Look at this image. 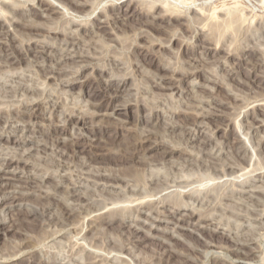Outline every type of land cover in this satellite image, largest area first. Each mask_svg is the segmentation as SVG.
Listing matches in <instances>:
<instances>
[{"label": "rangeland", "instance_id": "rangeland-1", "mask_svg": "<svg viewBox=\"0 0 264 264\" xmlns=\"http://www.w3.org/2000/svg\"><path fill=\"white\" fill-rule=\"evenodd\" d=\"M4 1L10 8L0 5V19L10 18L5 20L8 32L0 33V109L26 114L11 112L0 124V135L16 131L12 141L1 138L0 170L8 159L17 161L0 179V218L6 219L0 225V264H264V105L256 106L264 98V14L245 7L241 18L235 14L215 21L206 9L222 0H196L191 6L184 0H77L85 4L81 12L87 15H82L70 8V0H49L61 16L44 11L37 0ZM152 1L155 7L147 12ZM165 3L179 7L183 17L175 20L161 11L165 19L159 20L156 6ZM106 11L112 12L109 23ZM29 22L42 26L39 34L27 30ZM55 26V31L61 27L59 33L47 32ZM229 48L239 53L228 55ZM14 49L22 60L7 57ZM102 65L107 72L101 74L96 68ZM171 68L191 74L182 72L177 87L155 86L171 87L163 79ZM101 77L112 78L113 89L123 78L120 95L104 91L96 81ZM112 107L119 110L112 112ZM236 117L241 127L235 126ZM56 138L65 145L56 147ZM100 139L101 148L90 146ZM161 139L164 146L150 149ZM171 145L183 153L165 156ZM245 167L252 171L236 177ZM155 188L161 192L149 196ZM21 190L31 201L17 207L12 199ZM46 193L52 197L39 196ZM137 193L138 202H144L129 204ZM104 205L107 213L97 220ZM110 206L118 211L107 210ZM32 209L38 212L34 217ZM65 209L73 211V218L64 219ZM83 213L87 217L80 232ZM19 248L25 249L4 258Z\"/></svg>", "mask_w": 264, "mask_h": 264}, {"label": "bare ground", "instance_id": "bare-ground-1", "mask_svg": "<svg viewBox=\"0 0 264 264\" xmlns=\"http://www.w3.org/2000/svg\"><path fill=\"white\" fill-rule=\"evenodd\" d=\"M28 1H35V0H24L23 2H28ZM57 1H59V0H57ZM63 1V0H62ZM174 1V0H173ZM234 0H222V2H219V3H215V4H212V5H210L206 10H207V12H209L208 14L211 16V18H214L215 19V21H217L216 19H219V16H222L223 18H221L222 19V21H224V20H226L227 18H229V17H231V16H233V15H235V14H238L239 16V18H241V17H243V16H241V15H243V14H245V12L247 13V10L245 9V7H252V10L254 9V10H256L255 12H257L258 13V15H263L264 14V0H235V3H232ZM9 2V1H8ZM8 2H6V1H4V0H2L1 2H0V5H2V6H4V7H6V8H10L9 6V3ZM11 2V1H10ZM18 2H20V1H18ZM37 2H38V5L40 6V8H44V11H47V12H50V13H59L61 16H64L63 15V13L62 12H60L58 9H59V6H57V5H55V4H53L52 2H50L49 0H37ZM175 2H178L177 0L175 1ZM184 2H186V4L188 5V6H191V5H193V4H196L195 2H196V0H184ZM206 2V1H205ZM11 3H13L14 5L16 4V1H12ZM10 3V4H11ZM144 3V2H143ZM155 3L156 2H154V1H152L151 3H148V11L147 12H150L152 9H154V5H155ZM170 3V2H169ZM68 4H69V6H70V8H73V7H75V10L77 11V12H79L80 14H82V15H87V13H82L81 12V9H82V7L85 5V4H79L78 2H77V0H70V1H68ZM168 4V3H167ZM176 4H178V3H176ZM182 4V3H181ZM227 4H229L228 6H225V5H227ZM93 5V4H92ZM161 5V4H160ZM160 5H158V6H156L157 7V9H160L159 11L160 12H158V14H160L157 18L159 19V20H164L165 18L163 17V16H165L161 11H165V12H169V14H174V16H173V19H175V20H178L179 18H181V17H183V16H181V13H182V10L179 8V7H171V6H168V5H166V3H165V5H163V7H160ZM162 6V5H161ZM179 6H180V3H179ZM113 7H114V5L113 4H109V8H111V9H113ZM160 7V8H159ZM244 7V8H243ZM164 8V9H163ZM192 8H194V7H192ZM18 9H20V8H18ZM201 9H202V7H201ZM83 10V9H82ZM185 10V9H184ZM203 11H205V10H203ZM12 12H16V11H12ZM196 12V11H195ZM202 12V11H201ZM16 13H18V12H16ZM112 13V12H111ZM111 13H109V14H111ZM205 13V12H204ZM249 13H251V12H249ZM21 14V13H20ZM89 14V13H88ZM108 14V11H106V13L104 14V16L106 17V23H109V19H112L110 16L111 15H109ZM193 14V13H192ZM202 14H203V12H202ZM13 15V14H12ZM113 15H114V13H113ZM205 15V14H204ZM252 15H255V14H252ZM5 17H4V21H1V19H0V33L2 34V33H6V32H8L7 31V25L5 24V20H7V19H9L10 17V15H4ZM152 17H155L153 14L151 15ZM210 16H208V18L210 17ZM246 18V17H245ZM172 19V18H171ZM231 19V18H230ZM240 20L241 19H239V22H240ZM17 21V20H16ZM70 21V20H69ZM68 21V22H69ZM113 21V20H112ZM115 21V20H114ZM228 21V20H227ZM231 21V20H230ZM232 21H235V19L234 20H232ZM4 22V23H3ZM67 22V23H68ZM75 22V21H74ZM136 22V21H135ZM36 23V22H35ZM114 23V22H113ZM229 23V22H228ZM236 23V22H235ZM34 24V23H33ZM30 24V22H29V25H27V30H32V32L33 33H35V34H39V28H41L39 25H38V23H36V24ZM150 24V23H149ZM78 25H80L79 23H78ZM147 25H148V23H147ZM153 25V24H152ZM157 24H155V26H153L154 28H160L159 26H156ZM87 26V25H86ZM91 26H93V25H91ZM97 26V25H96ZM95 26V27H96ZM143 27V26H142ZM261 27V26H260ZM66 28V27H65ZM169 28V27H168ZM6 29V30H5ZM43 29V28H42ZM57 29V26H55V27H53V28H47L46 30H47V32L48 33H50V34H57V33H59V30H61V27L59 28V30L58 31H55ZM85 29H87V28H85ZM103 29V28H102ZM54 30V31H53ZM170 30V29H169ZM174 30V29H173ZM172 30V31H173ZM14 31V30H13ZM70 31V30H69ZM264 31V30H263ZM225 32V31H224ZM32 33V34H33ZM63 33H65V32H63ZM172 33V32H171ZM7 34H9V33H7ZM115 34V33H114ZM222 34V33H221ZM71 35V34H70ZM173 35H175V33L173 34ZM3 36V35H2ZM64 36H65V34H64ZM6 37V36H5ZM141 37H145V35H143V36H141ZM173 37V36H172ZM191 37V36H190ZM11 38H13V37H11ZM30 39H32V37L31 38H29V40ZM176 39H178V37L176 38ZM15 42V41H14ZM68 42V41H67ZM70 43V42H69ZM150 43V42H149ZM152 43H153V41H152ZM155 43V42H154ZM71 45H72V43H70ZM75 44V43H74ZM78 44V43H77ZM222 43H220V45H221ZM263 44V43H262ZM11 45V44H10ZM13 45V44H12ZM42 45V44H41ZM66 45V44H65ZM35 46H36V44H35ZM34 46V47H35ZM45 46V45H44ZM188 46V45H187ZM8 47V46H7ZM6 47V48H7ZM16 47V46H15ZM28 47V46H27ZM45 47H47V46H45ZM52 47V46H51ZM194 47V46H193ZM215 48H217L218 47V41H216V43H215V46H214ZM9 48V47H8ZM32 48V47H31ZM31 48H28V49H31ZM36 48V47H35ZM34 48V49H35ZM38 48V47H37ZM37 48H36V50H37ZM42 48V47H41ZM141 48V47H140ZM208 48V47H207ZM227 48V47H226ZM262 48V47H261ZM264 48V47H263ZM39 49H40V47H39ZM214 49V48H213ZM230 49V48H229ZM233 49V48H232ZM243 49V48H242ZM254 49V48H253ZM16 50H17V48H16ZM43 49H41V52H43L42 51ZM235 49H233V51H234ZM255 50H257V49H255ZM9 51H11V49L9 50ZM9 51H8V58L10 59V60H12V61H20V60H22L23 58L19 55V53L17 54V51H15V49L14 50H12V52L9 54ZM26 51H27V48H26ZM38 52H39V50H37ZM233 51H231V49H230V51H228L227 52V54L228 55H230L231 54V52H233ZM238 51V50H237ZM249 51V50H248ZM253 51V50H252ZM263 51V50H262ZM35 52V51H34ZM37 52V53H38ZM214 52H215V50H214ZM213 52V53H214ZM225 52V51H224ZM254 52V51H253ZM264 52V51H263ZM36 53V52H35ZM37 53H36V55H37ZM45 53V52H44ZM233 53H239V52H233ZM241 53V52H240ZM25 54H27V53H25ZM39 54V53H38ZM212 54V53H211ZM250 54V53H249ZM6 55V54H5ZM35 55V56H36ZM77 55H79V54H77ZM86 55V54H85ZM185 55V54H184ZM210 55V54H209ZM227 55V56H228ZM232 55V54H231ZM237 55V54H236ZM245 55V54H244ZM42 56V55H41ZM40 56V57H41ZM44 56V55H43ZM69 56H74V55H69ZM68 56V57H69ZM83 56V55H82ZM87 56V55H86ZM226 56V55H225ZM84 57V56H83ZM87 57H89V56H87ZM239 57H241V56H238V58ZM85 58V57H84ZM243 58V57H242ZM94 59V58H93ZM61 60V59H60ZM63 60V59H62ZM92 60V59H91ZM118 60V59H117ZM246 60V59H245ZM57 61V60H56ZM66 61V60H65ZM68 61V60H67ZM113 61H114V59H113ZM112 61V62H113ZM166 61V60H165ZM54 62V61H53ZM111 62V63H112ZM115 62V61H114ZM13 63V62H12ZM59 63V62H58ZM57 63V64H58ZM63 63V62H62ZM188 63V62H187ZM49 64V63H48ZM51 65V64H50ZM64 65V64H63ZM176 64H174L173 66H175ZM189 65H191L190 63H189ZM198 65V64H197ZM196 65V66H197ZM38 67H52V65L51 66H43V65H37ZM57 66H59V65H57ZM85 66V65H84ZM103 66V65H102ZM159 66L161 67V68H164V64L163 63H159ZM167 66V65H166ZM172 66V67H173ZM195 65H194V67H196ZM54 67V66H53ZM56 67V66H55ZM54 67V68H55ZM63 67V66H62ZM105 66H103V67H101V68H96V69H99L100 70V73L102 74V72H107L106 71V69L104 68ZM176 67V66H175ZM178 67H179V65H178ZM59 68V67H58ZM57 68V69H58ZM61 69V68H60ZM172 69V68H171ZM40 70V69H39ZM42 70V69H41ZM54 70H56V69H54ZM52 68H47V71H48V73L51 75H53L54 73H55V71H54ZM181 70V69H180ZM180 70H178V68L176 69V68H174V69H172V70H170L171 71V73H170V76H167L166 78H163V79H165L166 81H168L169 82V84L171 83L172 85H171V87H163V85L162 84H158V83H156L155 84V86H157V87H160V88H165V89H171V88H174V87H177V86H175V83L174 82H176V81H179V80H181L182 78L180 77L181 75H182V72H184L183 71V69H182V71H180ZM191 70V69H190ZM57 71H59V70H57ZM63 71V70H62ZM124 71V70H123ZM186 71V70H185ZM188 72H190L189 70H187ZM42 72V71H41ZM188 72H184L185 74L186 73H188ZM45 73V72H44ZM48 73H47V75H48ZM100 73H99V75H100ZM108 73H110V72H108ZM183 73V74H184ZM126 74V73H125ZM177 74H180V75H178L177 76ZM190 74H191V72H190ZM113 75V74H112ZM124 75V74H123ZM43 76H45V75H43ZM58 76V75H57ZM102 76V75H101ZM184 75H182V77H183ZM189 76V75H188ZM55 77H56V75H55ZM60 77V76H59ZM96 77V76H95ZM99 77V76H98ZM43 78V77H42ZM115 78V77H114ZM58 79V78H57ZM117 79V78H116ZM184 80V79H183ZM98 83L97 84H100L102 87H103V89H104V91L105 90H113V93H111V94H113L114 96H118V95H120L119 93L120 92H122L121 91V87L122 86H124L125 85V83H126V81L122 78L121 80H120V82L118 83V85L116 86V88H114L113 89V79L112 78H110V79H103V77H101L100 79H98V80H96ZM95 81V82H96ZM164 81V80H163ZM41 82V81H40ZM46 82V81H45ZM155 82H157V81H155ZM180 82V81H179ZM96 85V84H95ZM180 85V84H179ZM115 87V86H114ZM123 88V87H122ZM179 88H180V86H179ZM179 88H177V89H179ZM14 89V88H13ZM26 89V88H25ZM43 89H45V88H43ZM125 89V88H124ZM29 90V89H28ZM34 90V89H33ZM21 91V90H20ZM27 91V90H26ZM31 91V90H30ZM29 91V92H30ZM36 91V90H35ZM44 91V90H43ZM102 91V90H101ZM25 92V91H24ZM41 93H42V91H40ZM107 92V91H106ZM33 93V95H34V92H32ZM106 94V93H105ZM108 94V93H107ZM30 95H32V94H30ZM40 95V94H39ZM35 96V95H34ZM38 96V95H37ZM111 97H112V95H110ZM109 96V97H110ZM32 98H33V96H32ZM32 98H30V100L29 101H31V100H33ZM256 101H257V99H255ZM260 101H262L261 103H258L256 106H259V105H261V106H263L264 105V98L262 99V97H261V99H259ZM32 102V101H31ZM248 102V101H247ZM254 102V101H253ZM259 102V101H258ZM46 103V102H45ZM252 104V103H251ZM255 104V103H254ZM55 105V104H54ZM244 105V104H243ZM28 106V105H27ZM189 106V105H188ZM191 106V105H190ZM249 106V105H248ZM123 107L124 108H126L125 107V105H123ZM247 107V106H246ZM246 107H244V108H246ZM31 108V107H30ZM82 108V107H81ZM152 108V107H151ZM259 108V107H258ZM29 109V108H28ZM179 109V108H178ZM81 110V109H80ZM111 110H112V112L114 111H116V110H119L118 108H114V107H112L111 108ZM202 110V109H201ZM240 110H242V109H240ZM71 111V110H70ZM82 111V110H81ZM11 112H13V114H26L22 109H18V108H15V109H13V110H6V109H0V124H1V122H2V120H3V118L4 119H6L7 118V116L9 117V116H11ZM72 112H75V111H72ZM72 112H70V114L68 115V116H70L69 118L71 119L72 118ZM78 112V111H77ZM83 112V111H82ZM177 112H179V111H177ZM176 112V113H177ZM182 112V111H181ZM185 112V111H184ZM241 112L242 111H240V112H238L239 114H238V116L237 117H239L240 116V114H241ZM152 113V112H151ZM153 113H154V111H153ZM156 113V112H155ZM190 113V112H189ZM246 113V112H245ZM191 114V113H190ZM196 116H197V114L198 113H194ZM213 114V113H212ZM218 114V113H217ZM220 114V113H219ZM249 114V113H248ZM15 115H13V117H15ZM16 115V116H17ZM105 115H112L111 113H108V112H106L105 113ZM153 115V114H152ZM178 115V114H177ZM200 115V114H199ZM245 115V114H244ZM21 116V115H20ZM30 116V115H29ZM204 116H207L206 115V113H205V115H203V117ZM64 117H66V116H64ZM149 117H152V116H149ZM156 117H157V115H156ZM176 117V116H175ZM191 117V116H190ZM202 117V116H201ZM237 117L236 118H234V123H235V126L237 127H241V124L239 123V122H237ZM16 118V117H15ZM14 118V119H15ZM18 118V117H17ZM16 118V119H17ZM66 118H68V117H66ZM159 118V117H158ZM199 118V117H198ZM8 119V118H7ZM49 119V118H48ZM18 120V119H17ZM102 120V119H101ZM157 120V119H156ZM201 120V119H200ZM229 120H231V119H229ZM258 120V119H257ZM14 121H16V120H14ZM18 121H21V120H18ZM63 121H64V119H63ZM65 121H67V119H65ZM64 121V122H65ZM149 121V120H148ZM196 121V120H195ZM233 121V120H232ZM4 122V121H3ZM17 122V121H16ZM68 122V121H67ZM106 122V121H105ZM151 122V121H150ZM7 123V122H6ZM200 123V122H199ZM199 123H197V125H199ZM230 123H231V121H230ZM172 124V123H171ZM201 124H202V122H201ZM11 125V124H10ZM9 125V126H10ZM195 125H196V123H195ZM2 126V125H1ZM0 126V127H1ZM8 126V127H9ZM188 127V126H187ZM31 128V127H30ZM119 128V127H118ZM11 129V128H10ZM24 129V128H23ZM22 129V130H23ZM190 130H191V128H190ZM5 131V130H4ZM16 131L13 129L12 130V132H8V130H6L4 133H2L3 135H0V141H1V138L4 136H6L7 138V141H12L11 139H9V138H12V137H14L15 135H14V133H15ZM19 132V131H18ZM56 132H58V130L57 129H52L51 131H50V133H56ZM97 132V131H96ZM95 132V133H96ZM12 133V134H11ZM149 133V132H148ZM152 133V132H151ZM189 133V132H188ZM144 134H146V133H143V134H141V137H143L144 139H145V137L143 136ZM155 134V133H154ZM45 135H47V134H45ZM50 136V135H49ZM3 137V138H4ZM124 137H125V135H124ZM140 137V138H141ZM52 138V137H51ZM121 138V137H120ZM125 138H127V137H125ZM132 138V137H131ZM135 138V137H134ZM147 138V137H146ZM57 140H55L56 141V147H57V145H59V146H64L65 144H64V142H63V140H61V138H60V140H59V138H56ZM96 139H98V138H96ZM111 139V138H110ZM137 139V138H136ZM143 139V140H144ZM148 139H150V138H148ZM179 139V138H178ZM20 140H22V139H20ZM20 140H16L15 141V144H17L18 143V145L20 144L21 145V143H23L24 141H20ZM54 140V139H53ZM122 140V139H121ZM157 140H159V139H157ZM93 141V140H92ZM96 141V140H95ZM124 141H125V139H124ZM140 141H142V139L140 140ZM162 141V139L160 140V141H153L152 143V145L150 146V149H153V148H156V149H159L160 147H162V146H164L165 145V143H163V141ZM54 142V141H53ZM134 142V141H133ZM132 142V143H133ZM136 142V141H135ZM105 143V142H104ZM124 143V142H123ZM55 144V143H54ZM136 144H137V142H136ZM239 144V143H238ZM73 145V144H72ZM107 145V144H106ZM126 145V144H125ZM128 145H129V143H128ZM131 145V144H130ZM134 145H135V143H134ZM90 146H92V147H100L101 148V139H100V141L98 140L97 141V143H94V141H93V143L91 142L90 143ZM112 146V145H111ZM118 146V145H117ZM167 146V145H166ZM172 146V145H171ZM174 146V145H173ZM169 147V149L167 148L166 150H164V153H165V156H173L175 153H177V152H181V153H183V151H182V149H178V146H177V148L176 147ZM105 147V146H104ZM103 147V148H104ZM127 147V146H126ZM131 147H133V146H131ZM59 148H61V147H59ZM128 148V147H127ZM126 148V149H127ZM241 149L243 148V147H240ZM240 148H238L239 150H240ZM44 149H45V146H44ZM57 149V148H56ZM62 149H64L63 147H62ZM123 149V148H122ZM132 149V148H131ZM184 149V148H183ZM237 149V150H238ZM245 149V148H244ZM124 150V149H123ZM238 150V151H239ZM135 151V150H134ZM105 153V152H104ZM110 153V152H109ZM127 153V152H126ZM56 154H57V152H56ZM62 154V153H61ZM65 154V153H64ZM122 154V153H121ZM237 154H238V152H237ZM241 155H243V154H240V157H241ZM60 156H62V155H60ZM65 156H66V154H65ZM126 156V155H125ZM244 156H245V154H244ZM138 157V156H137ZM243 157V156H242ZM12 158V157H11ZM15 158H17V157H15ZM14 158V159H15ZM65 158V157H64ZM18 159V158H17ZM241 159H243V158H241ZM244 159H245V157H244ZM16 160V159H15ZM13 161V158L12 159H8L5 163H1V166H4V169L3 170H0L1 172H0V179H6L7 177H6V168H8V166L9 165H12L13 163H15V162H17V161ZM161 160V159H160ZM188 160V159H187ZM139 161V160H138ZM155 161V160H154ZM246 162V161H245ZM165 163V162H164ZM64 164V163H63ZM62 164V165H63ZM214 164V163H213ZM67 165V164H66ZM64 166V165H63ZM228 168H229V166H228ZM231 169V168H230ZM255 169V168H254ZM258 169V168H257ZM231 170H233V169H231ZM238 170V169H237ZM243 170H245L244 172H243ZM256 170V169H255ZM235 172H236V170H234ZM234 171H233V173H234ZM239 171H241V170H239ZM252 171V169H246V167L245 168H242V172L243 173H241L239 176H236V177H241V176H243V175H246V174H249V172H251ZM103 174H105L106 175V173H103ZM96 175V174H95ZM225 175V174H224ZM50 176V175H49ZM52 176V175H51ZM97 176V175H96ZM102 176V175H101ZM150 176V175H149ZM230 176V175H229ZM259 176H261V175H259ZM27 177V176H26ZM35 177V176H34ZM33 177V178H34ZM98 177H99V174H98ZM97 177V178H98ZM107 177H108V175H107ZM110 177H115V176H110ZM116 177H117V175H116ZM131 177V176H130ZM262 177V176H261ZM15 178H17V176L15 177ZM100 178V177H99ZM98 178V179H99ZM133 178V177H132ZM254 178V177H253ZM260 178V177H259ZM14 179V178H13ZM18 179V178H17ZM29 179V178H28ZM27 179V180H28ZM32 179V178H31ZM63 179V178H62ZM101 179V178H100ZM99 179V180H100ZM117 179V178H116ZM135 179V178H134ZM154 179H156V178H154ZM256 179V178H255ZM25 180V179H24ZM34 180V179H33ZM60 180V179H59ZM97 180V179H96ZM95 180V181H96ZM106 180H107V178H106ZM112 180V179H111ZM110 180V181H111ZM136 180V179H135ZM49 180L47 179V182H48ZM66 181V180H65ZM98 181V180H97ZM120 181V180H119ZM128 181H130V179L128 180ZM127 181V182H128ZM137 181V180H136ZM155 181V180H154ZM159 181V180H158ZM248 181V180H247ZM246 181V182H247ZM262 181V180H261ZM32 182V180H30V183ZM46 182V183H47ZM108 182V181H107ZM134 182V181H133ZM139 182H140V180H139ZM28 183V182H27ZM30 183H28L29 185H30ZM106 183V182H105ZM141 183V182H140ZM158 183V182H157ZM27 184V185H28ZM108 184V183H107ZM115 184V183H114ZM113 184V185H114ZM127 184V183H126ZM34 185V184H33ZM56 185H59L58 183L56 184ZM122 185H124V184H122ZM40 186V185H39ZM43 186V185H42ZM262 186V185H261ZM27 187V186H26ZM57 187H59V186H57ZM132 187H134V186H132ZM137 187V186H136ZM156 187H158V186H156ZM165 187V186H164ZM167 187V186H166ZM30 188V187H29ZM34 188V187H33ZM66 188V187H65ZM73 188V187H72ZM151 188V187H150ZM128 189V188H127ZM141 189V188H140ZM252 189V188H251ZM254 189V188H253ZM15 190H17V189H15ZM31 190V189H30ZM36 190V189H35ZM34 190V191H35ZM39 190V189H38ZM41 190V189H40ZM39 190V191H40ZM45 190H47V189H45ZM130 190V189H129ZM138 190V189H137ZM136 190V191H137ZM152 190V189H151ZM150 190V191H151ZM243 190V189H242ZM22 191V190H21ZM24 191H25V189H24ZM29 191V190H28ZM33 191V192H34ZM42 191H43V189H42ZM74 191V190H73ZM155 191L156 192H154L153 194H150L149 196H153V195H158V193H160L161 192V190H156V188H155ZM258 191V190H257ZM16 192H18V191H16ZM30 192V191H29ZM67 192V191H66ZM133 192V191H132ZM256 192V191H255ZM35 193V192H34ZM39 193V192H38ZM72 194H73V192H71ZM76 193V192H75ZM136 193V192H135ZM156 193V194H155ZM16 194H18V193H16ZM15 194V195H16ZM30 194H33V193H30ZM133 195H134V192L132 193ZM142 194V193H141ZM170 194V193H169ZM187 194V193H186ZM185 194V195H186ZM28 195H29V193L28 192H25V193H23V191H22V193H20L19 195H16V196H14L13 194H12V197H13V201H12V203L14 204V203H16V205H17V207H18V205H21V203L23 202V201H25L27 198H28ZM77 195H79V197H80V194H77ZM135 195H139V196H137V198H133V200H129V204H130V202H134V201H137V203H135V204H141V203H143L144 201H139L138 202V200H140L141 199V196H140V194H135ZM189 195V194H188ZM1 196V195H0ZM35 196V195H34ZM39 196L40 197H42V198H50V197H52V195L50 196L49 194H39ZM83 196V195H82ZM143 196V195H142ZM56 197V196H55ZM84 197V196H83ZM144 197V196H143ZM142 197V198H143ZM184 197V196H183ZM189 197V196H188ZM36 198V197H35ZM168 198V197H167ZM52 199V198H51ZM57 199V198H56ZM80 199V198H79ZM85 199V198H84ZM122 199V198H121ZM130 199V198H129ZM144 199H145V197H144ZM163 199V198H162ZM184 199V198H183ZM28 200V199H27ZM30 200V199H29ZM28 200V201H29ZM83 200V199H82ZM148 200V199H147ZM27 201V202H28ZM31 201V200H30ZM29 201V202H30ZM40 200L38 199V202H39ZM53 201V200H52ZM113 201V200H112ZM183 201V200H182ZM28 202V203H29ZM41 202V201H40ZM44 202V201H43ZM46 202V201H45ZM50 202H51V200H50ZM151 202V201H150ZM24 203H26V202H24ZM32 203V202H31ZM30 203V204H31ZM48 203V202H47ZM46 203V204H47ZM145 203H148L149 204V201H146ZM155 203V202H154ZM157 203V202H156ZM41 204V203H40ZM52 204H53V202H52ZM115 204V203H114ZM119 204V203H118ZM151 204V203H150ZM15 205V206H16ZM26 205V204H25ZM33 205H35V204H33ZM36 205H38V203L36 204ZM35 205V207L37 208V206ZM41 205H45L44 203L43 204H41ZM40 205V206H41ZM50 205L51 204H49V207H50ZM143 205V204H142ZM29 206V205H28ZM47 205H45V207H46ZM114 206V205H113ZM144 206V205H143ZM142 206V207H143ZM152 206V205H151ZM26 207H27V205H26ZM44 207V206H43ZM44 207V208H45ZM48 207V206H47ZM48 207V208H49ZM62 207H64V206H62ZM82 207V206H81ZM111 207V206H110ZM124 207L126 208V205L125 206H123L122 208H121V210L124 212ZM138 207V206H137ZM190 207V206H189ZM30 208V207H29ZM89 208V207H88ZM87 208V209H88ZM105 208H106V205H104V209H100L99 208V210H97V212H98V219L97 220H101L102 218H101V213H103V211L105 210ZM108 209L107 210H117V209H115V208H117L116 206L115 207H111L110 209H109V207H107ZM120 208V207H119ZM130 208V207H129ZM149 208V207H148ZM147 208V209H148ZM152 208V207H151ZM187 208V207H186ZM38 209V208H37ZM43 209V208H42ZM47 209V208H46ZM46 209H44V210H46ZM86 209V208H85ZM28 209H26V211H27ZM31 210V209H30ZM49 210V209H48ZM47 210V211H48ZM63 210V209H62ZM136 210V209H135ZM134 210V211H135ZM33 211V212H32ZM32 211H29V215H31L32 217H34L35 216V214L36 213H38V212H36V209H35V212H34V209H32ZM46 211V212H47ZM85 211V210H84ZM87 211H90V210H86L85 212L87 213ZM92 211V210H91ZM118 211V210H117ZM138 211V210H137ZM153 211V210H152ZM160 211V210H159ZM25 212V211H24ZM64 219H66V220H68V219H70V218H73V216H74V213H73V211H71L70 209H65L64 211ZM94 212H96V211H94ZM116 212V211H115ZM120 212V211H119ZM132 212V211H131ZM43 214H44V212H42ZM80 213V212H79ZM85 213V214H86ZM90 213V212H89ZM92 213V212H91ZM105 213H107L106 212V210H105ZM117 213V212H116ZM122 213V212H121ZM84 213H83V216H80L79 217V222H80V232L83 230V228H84V225H83V219H85V217H87V214L85 215ZM124 214V213H123ZM123 214H121V215H123ZM26 215H28V214H26ZM78 215V214H77ZM90 215V214H89ZM159 215V214H158ZM38 216V215H37ZM95 216V215H94ZM117 216V215H116ZM124 216V215H123ZM39 217H40V215H39ZM44 217V216H43ZM53 217V216H52ZM62 217V218H63ZM77 218H78V216H76ZM158 217V216H157ZM46 218V217H45ZM47 218H49V217H47ZM75 218V217H74ZM96 218V217H95ZM60 219V218H59ZM108 219V218H107ZM120 219V218H119ZM123 219V218H122ZM65 220V221H66ZM95 221H96V219H94ZM128 220V219H127ZM160 220V219H159ZM6 221V219H4V218H0V225H2L4 222ZM55 221V220H54ZM56 221H58V220H56ZM55 221V222H56ZM59 221H62V220H59ZM58 221V222H59ZM71 220H69L68 222H70ZM74 221H76V220H74ZM94 221V222H95ZM110 221V220H109ZM73 222V221H72ZM78 222V223H79ZM92 222V220L89 222V223H91ZM98 222V221H97ZM104 222V221H103ZM121 222V221H120ZM74 223V222H73ZM77 223V222H76ZM99 223V222H98ZM107 223V222H106ZM111 223V222H110ZM60 224H62V222L60 223ZM64 224V223H63ZM62 224V225H63ZM66 224V223H65ZM64 224V226H66ZM61 225V226H62ZM95 226V225H94ZM206 226V225H205ZM73 228V227H72ZM201 228V227H200ZM76 229V228H75ZM75 229H73V230H75ZM216 230V229H215ZM76 231V230H75ZM79 231H78V234H79ZM75 233V232H74ZM76 233H77V231H76ZM75 233V234H76ZM228 234V233H227ZM53 235V234H52ZM224 235V234H223ZM221 236V235H220ZM226 238H227V236H226ZM76 241V240H75ZM247 241V240H246ZM234 242V241H233ZM76 243H78V242H76ZM206 244H207V242H205ZM231 243V242H230ZM241 244V243H240ZM25 245V244H24ZM78 245V244H77ZM233 245V244H232ZM236 245H237V243H236ZM235 245V246H236ZM28 246V245H27ZM27 246H25V247H27ZM204 246H205V244H204ZM83 247V246H82ZM239 247V246H238ZM240 247H242V245L240 246ZM240 247H239V249H240ZM29 248V247H28ZM209 248V247H208ZM214 248V247H213ZM212 248V249H213ZM249 248H251V247H249ZM21 249H22V251H23V249H25V248H19V249H14V251H10L9 252V254H5L6 255V257H4V258H12L13 256H17L18 254H20L21 253ZM169 250H170V248H168ZM205 249H207L206 247H205ZM237 249V248H236ZM241 249H243V248H241ZM231 250H233V249H231ZM246 250H247V253H248V250L250 251V252H252V249H247L246 248ZM167 251V250H166ZM193 251H194V249H193ZM234 251H237V250H234ZM242 252H243V250H242ZM254 252V251H253ZM178 253H180V252H178ZM233 253H235V252H233ZM239 253V252H238ZM3 254V253H2ZM3 254V255H4ZM171 254V253H170ZM181 254V253H180ZM244 254V253H243ZM242 254V255H243ZM250 254V253H249ZM234 255H236V254H234ZM168 256H169V254H168ZM172 256H173V254H172ZM237 256H239V254L237 255ZM241 256V255H240ZM1 257H2V255H1ZM244 257H245V255H243V258H242V256H241V258L244 260ZM246 257H247V254H246ZM188 258V257H187ZM191 258V257H190ZM238 258V257H237ZM96 259V258H95ZM246 259H248V258H246ZM250 259V258H249ZM261 259V258H260ZM173 260V259H172ZM188 260H189V258H188ZM214 260H215V258H214ZM216 261V260H215ZM250 261V260H249ZM262 261V260H261ZM163 262V261H162ZM168 262V261H167ZM187 262H189V261H187ZM263 262V261H262ZM17 263V262H16ZM171 263V262H170ZM264 263V262H263ZM219 264V263H218Z\"/></svg>", "mask_w": 264, "mask_h": 264}]
</instances>
